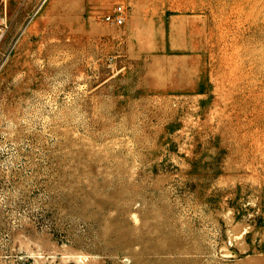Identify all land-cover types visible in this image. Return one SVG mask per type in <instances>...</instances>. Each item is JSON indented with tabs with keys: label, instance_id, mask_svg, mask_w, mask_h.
I'll return each instance as SVG.
<instances>
[{
	"label": "rangeland",
	"instance_id": "374dc122",
	"mask_svg": "<svg viewBox=\"0 0 264 264\" xmlns=\"http://www.w3.org/2000/svg\"><path fill=\"white\" fill-rule=\"evenodd\" d=\"M39 3L0 0V264H264V0Z\"/></svg>",
	"mask_w": 264,
	"mask_h": 264
},
{
	"label": "built area",
	"instance_id": "2783aa9c",
	"mask_svg": "<svg viewBox=\"0 0 264 264\" xmlns=\"http://www.w3.org/2000/svg\"><path fill=\"white\" fill-rule=\"evenodd\" d=\"M49 0H40V3L38 5L37 13L41 11L43 6L48 2ZM126 13L121 5H117L114 7L113 12L105 15L103 17V20L109 24H113L116 26H122L126 22ZM5 32V27L3 25H0V40L3 39Z\"/></svg>",
	"mask_w": 264,
	"mask_h": 264
}]
</instances>
